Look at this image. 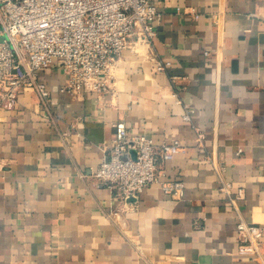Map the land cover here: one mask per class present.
<instances>
[{
	"label": "crops",
	"instance_id": "crops-1",
	"mask_svg": "<svg viewBox=\"0 0 264 264\" xmlns=\"http://www.w3.org/2000/svg\"><path fill=\"white\" fill-rule=\"evenodd\" d=\"M153 2L157 33L122 51L113 92L61 91L53 64L40 72L47 103L26 90L0 108V264H257L215 163L240 213L264 223V0ZM119 119L183 145L127 203L94 175ZM174 178L180 198L162 187Z\"/></svg>",
	"mask_w": 264,
	"mask_h": 264
},
{
	"label": "built area",
	"instance_id": "built-area-1",
	"mask_svg": "<svg viewBox=\"0 0 264 264\" xmlns=\"http://www.w3.org/2000/svg\"><path fill=\"white\" fill-rule=\"evenodd\" d=\"M159 15L153 0H0V108H14L26 90L36 91L47 103L51 90L40 72L53 64L66 75L61 91L113 92V70L122 51L150 43ZM170 62L158 58L156 68L164 70ZM184 118L191 120L188 110ZM115 126L116 136L94 175L121 202L137 201L147 186L159 180L162 161L174 158L183 145L177 139L157 143L146 134H132L124 119ZM194 127L202 146L206 132ZM215 169L219 189L239 213L240 251L264 264V223L240 213L223 165L215 163ZM162 187L176 198L185 194L182 179L166 180Z\"/></svg>",
	"mask_w": 264,
	"mask_h": 264
},
{
	"label": "water",
	"instance_id": "water-1",
	"mask_svg": "<svg viewBox=\"0 0 264 264\" xmlns=\"http://www.w3.org/2000/svg\"><path fill=\"white\" fill-rule=\"evenodd\" d=\"M133 199V198H132Z\"/></svg>",
	"mask_w": 264,
	"mask_h": 264
}]
</instances>
